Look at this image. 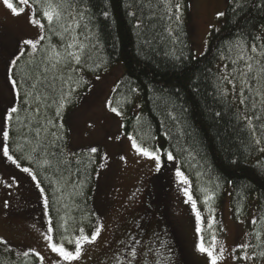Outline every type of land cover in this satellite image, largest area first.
<instances>
[{
	"label": "trees",
	"instance_id": "1",
	"mask_svg": "<svg viewBox=\"0 0 264 264\" xmlns=\"http://www.w3.org/2000/svg\"><path fill=\"white\" fill-rule=\"evenodd\" d=\"M44 35L11 67L14 107L6 144L40 188L55 242L74 248L100 222V155L72 150L63 116L117 62L112 97L124 132L174 160L198 200L230 188L236 218L258 209L251 249L264 259V0H230L205 52L193 53L191 0H28ZM138 106L137 111L135 107ZM219 203V204H220ZM0 264H40L0 246Z\"/></svg>",
	"mask_w": 264,
	"mask_h": 264
},
{
	"label": "rangeland",
	"instance_id": "2",
	"mask_svg": "<svg viewBox=\"0 0 264 264\" xmlns=\"http://www.w3.org/2000/svg\"><path fill=\"white\" fill-rule=\"evenodd\" d=\"M229 2L191 0L195 56L205 52L209 33ZM43 35L42 21L28 0H0V246L18 253L32 250L40 264H264L251 249L256 207L236 218L230 188L220 204L206 195L198 200L174 160L163 166L155 152L124 132L122 117L112 106L124 71L121 62L100 75L85 76L88 89L63 116L71 149L100 155L95 193L100 222L93 233L83 228L74 248L54 241L43 194L6 144L15 96L11 67L21 53L35 51ZM162 191L156 207H148L147 195Z\"/></svg>",
	"mask_w": 264,
	"mask_h": 264
},
{
	"label": "flooded vegetation",
	"instance_id": "3",
	"mask_svg": "<svg viewBox=\"0 0 264 264\" xmlns=\"http://www.w3.org/2000/svg\"><path fill=\"white\" fill-rule=\"evenodd\" d=\"M162 193H165L164 191L158 193L157 195H147V199H146V205L149 207V206H152L153 208L156 207V204H158V202L161 200L160 199V196L162 195ZM152 202V203H151ZM158 208H163V205H159ZM156 212H158V215H162L163 214V210H156Z\"/></svg>",
	"mask_w": 264,
	"mask_h": 264
}]
</instances>
